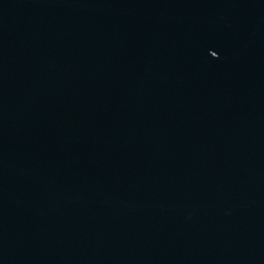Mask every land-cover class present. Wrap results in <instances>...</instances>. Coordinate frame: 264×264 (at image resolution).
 I'll use <instances>...</instances> for the list:
<instances>
[{
  "label": "water",
  "instance_id": "95a60500",
  "mask_svg": "<svg viewBox=\"0 0 264 264\" xmlns=\"http://www.w3.org/2000/svg\"><path fill=\"white\" fill-rule=\"evenodd\" d=\"M0 264H264V0H0Z\"/></svg>",
  "mask_w": 264,
  "mask_h": 264
}]
</instances>
